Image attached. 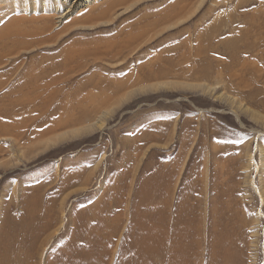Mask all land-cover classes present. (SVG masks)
Returning a JSON list of instances; mask_svg holds the SVG:
<instances>
[{"label": "rangeland", "instance_id": "1", "mask_svg": "<svg viewBox=\"0 0 264 264\" xmlns=\"http://www.w3.org/2000/svg\"><path fill=\"white\" fill-rule=\"evenodd\" d=\"M50 1L0 0V264H199L219 239L215 264H264L261 203L231 195L264 175V0H92L58 26ZM246 144L258 172L229 165Z\"/></svg>", "mask_w": 264, "mask_h": 264}, {"label": "bare ground", "instance_id": "2", "mask_svg": "<svg viewBox=\"0 0 264 264\" xmlns=\"http://www.w3.org/2000/svg\"><path fill=\"white\" fill-rule=\"evenodd\" d=\"M52 1V0H51ZM50 1V2H51ZM55 2H54V5H53V7L54 8H51V9H53V15H55V22H53V23H55V24H57V26L58 25H60L61 23H62V20H63V18L65 17V16H67V14H70V13H72L75 9H78V7H80V6H82V5H84L85 6V4H87V3H91V1L92 0H54ZM66 4V9H63L61 6L62 5H65ZM34 4H37L36 2L34 3ZM28 5L27 7H26V11L27 10H29V12L30 11H40V10H42V11H44V10H46V5L45 4H41L40 6L39 5ZM51 5V4H50ZM52 6V5H51ZM50 10V9H49ZM63 10H65V11H63ZM23 14V13H22ZM38 19H34V18H31V19H29V20H35V21H38V22H43L42 23V25H43V27H47V25L49 24L50 25V23H48V22H46L47 20H48V18H49V15H44L43 16V14L40 16V17H37ZM18 19V18H17ZM17 19H14L11 23H10V25L8 26V29H9V32L8 33H15V32H17V31H19L20 29H19V27H17V26H19V24H20V22H22L25 18H23V17H21V18H19L18 20ZM53 21V20H52ZM24 22V21H23ZM27 22V21H26ZM51 22V21H50ZM52 23V22H51ZM54 24V25H55ZM35 25V24H34ZM37 26V25H36ZM56 26V25H55ZM44 29V28H43ZM48 29V28H47ZM46 29V30H47ZM25 31V30H24ZM54 31V30H53ZM20 32V31H19ZM48 32V31H47ZM16 34V33H15ZM22 34V33H21ZM20 34V35H21ZM55 34L56 33H52V34H50L49 36H50V38H52V37H54L55 36ZM33 75V74H32ZM22 78H24L23 77V75H22ZM204 136H206V134H204ZM56 137V136H55ZM218 137V136H217ZM222 137V136H221ZM202 142H203V140H202ZM211 142V141H210ZM233 147V146H232ZM237 149V147L235 148V150ZM241 149H242V151H241V153L237 156V157H233L230 161H229V165L232 163L233 165L234 164H236V165H239V167H241L240 169H242V168H246L247 170H251V169H253V166H254V162L252 163V161H253V158H252V155H248V152H249V145L248 144H246V145H244V147L242 148L241 147ZM212 150H213V148H212ZM246 150V151H245ZM214 151V150H213ZM226 152V151H225ZM224 152V153H225ZM243 152V153H242ZM262 152V151H261ZM214 155H216L215 153H213ZM229 154V153H228ZM263 153H261V155H262ZM242 156H244V157H247L248 156V158L246 159L247 160V162H244V160H242ZM263 156V155H262ZM206 157V156H205ZM214 157V156H213ZM263 159H264V157H262ZM200 159V158H199ZM205 159V158H204ZM206 160V159H205ZM259 162H260V160H259ZM261 162H263V161H261ZM217 164V163H216ZM264 164V162L262 163V165ZM202 165H203V167H202V169H204L205 170V168H206V161H203L202 162ZM229 165H227V164H224L223 165V168H224V171L226 172V174L227 173H229V174H231L232 173V171L230 172L229 171V169H231L232 170V168L231 167H229ZM261 165V164H260ZM260 165H258V167L260 166ZM256 165L254 166V171H257L258 172V170H259V168H258ZM237 168V167H236ZM235 168V169H236ZM260 169H261V167H260ZM249 170V171H250ZM201 182L199 181V183H200V186H199V191H200V195H201V199L202 200H208L209 199V197H208V195H209V193H211L210 192V188L208 187V183L207 182H205V179H206V177H207V175H206V171H202L201 172ZM210 175V174H209ZM245 177V178H242V180L240 181L239 180V178L240 177ZM171 177V176H170ZM226 177V176H225ZM249 178V179H248ZM235 179H236V184L237 185H241V183L243 182V184H247V182L249 183V186H247V187H245L246 189H244L242 186H240V187H242V189H235V190H233L232 192H231V195L232 194H239V192H243L244 190V194H246V196L244 195L243 197H242V199H243V201L242 202H234V204L235 205H240L241 206V210H250L249 209V207H251V209H252V207L253 206H255L256 207V205H257V198L259 199V201H260V206H261V209H260V213L262 214H264V175L262 176L261 174H260V176H259V179H258V183H257V181H254L253 179H251L250 178V172L249 173H247V174H245V175H242V174H240V172H239V168L237 169V172H236V177H235ZM244 179V180H243ZM207 180V179H206ZM173 182V181H172ZM153 185H155V184H153ZM171 181H170V179L168 180V178H166V180H165V186H166V194L168 195V197H169V200H168V208L170 207V205H171V197H170V193H171ZM251 186H253V188H254V191H255V194L256 195H254V192H249V191H251L252 190V187ZM248 198V200L246 201V199ZM161 201H162V197H161ZM206 204H208V203H206ZM203 205V204H202ZM226 207V208H232L231 207V205H228V204H224V203H222L220 200H218L217 199V201H216V205H213V208H217V207ZM204 208H205V206H204ZM224 209V208H223ZM222 209V211H224ZM202 212H203V215H201L200 216V221H201V228H200V226H199V228H200V230L198 229V232H199V240H198V244L200 243L201 244V246H202V243H203V241L204 240H202V239H204L205 238V236L203 237V230L204 231H208V227H209V225H207V227H204V228H202V226H203V224L202 223H204L203 222V220H202V218H206V217H204L205 215H209V213H207V212H205V210L203 209V207H202ZM222 213V212H221ZM246 214H247V212H246ZM231 216H232V214H230ZM248 215V214H247ZM246 215V216H247ZM170 217H172V213H170ZM218 217V221H217V219H216V221H214V225H213V227L215 228V224L216 223H218L221 227H224V228H227V229H230V230H235L236 229V235L237 236H239V237H241V227L244 225V218H243V216H238L237 218H236V220L235 221H230L229 220V216H228V214H221V216H217ZM248 217V216H247ZM168 219H169V211L167 212V221H168ZM255 221H256V227L257 226H259L260 224H261V221H262V219H261V217L259 216V214H257V216L255 217ZM211 233L215 236V238H216V234H215V231L214 230H211ZM207 241V240H206ZM227 244H228V246L229 247H225L224 245H223V243L221 242V240L219 239V240H217V242L216 243H213L212 244V246L210 247L209 246V244H208V248H209V253H208V257H207V259H205L204 258V255H202L201 257H200V263L199 264H215V261H218V260H220V259H223L224 261L226 260V259H228V258H230L231 257V255H232V250L233 251H236V249H235V247H234V245L232 244V242H230L229 240H227ZM200 246V245H199ZM201 248V247H200ZM203 248V247H202ZM264 250V249H263ZM198 251H200V250H198ZM202 252H203V250H202ZM215 254V256H214V258H212V255H214Z\"/></svg>", "mask_w": 264, "mask_h": 264}]
</instances>
